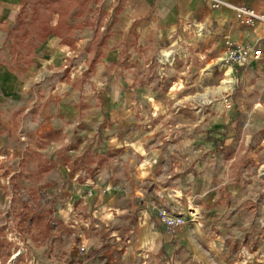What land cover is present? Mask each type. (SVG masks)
Returning a JSON list of instances; mask_svg holds the SVG:
<instances>
[{
	"label": "crops",
	"instance_id": "1",
	"mask_svg": "<svg viewBox=\"0 0 264 264\" xmlns=\"http://www.w3.org/2000/svg\"><path fill=\"white\" fill-rule=\"evenodd\" d=\"M225 1L264 13V0ZM116 5V19L101 44L100 32L87 19L82 23L77 9L68 18L69 34L60 27L64 19L55 14L50 21L38 0H0V154L10 158L9 178L33 192L46 188L58 202L55 215L61 221L69 220L73 210L83 212L79 222L87 217L92 229L101 231L90 244L100 257H125L133 244L143 251L181 246L185 225L169 229L158 217L169 199L183 204L177 208L185 216L188 208L199 211L222 240L252 233L254 213L245 208L251 201L264 202V181L255 176L264 148L252 144L261 112L257 107L264 105V32L257 25H241L229 6L212 8L209 0H120L112 8ZM50 28L56 32L49 34ZM163 34L201 45L195 49L201 57L222 52L227 36L256 44L263 58L248 67L242 95L227 113L208 120L201 137L212 135L210 141L195 145L196 138H187L191 130L181 131L188 140L179 149L191 162L162 181L166 148L160 133L138 122L145 123L151 111L159 121L169 115L150 105L153 98L165 102L160 93L168 82L160 81L154 61L147 62ZM70 48L77 63L72 77L55 95L41 97L52 73L60 71L47 59ZM22 57H32L24 69L16 67ZM12 196L11 189H0V202ZM119 235L130 236L131 244L119 241Z\"/></svg>",
	"mask_w": 264,
	"mask_h": 264
},
{
	"label": "rangeland",
	"instance_id": "2",
	"mask_svg": "<svg viewBox=\"0 0 264 264\" xmlns=\"http://www.w3.org/2000/svg\"><path fill=\"white\" fill-rule=\"evenodd\" d=\"M117 1L120 0H89L82 5L79 1L67 0L68 3L71 2V7L67 8L64 19L68 23L72 11L77 9L75 15L84 18L81 20L82 23L86 19L91 22L92 28L102 35L98 41L104 44L108 38L109 26L116 19L118 5L114 8L112 5ZM40 5L49 11L50 21L55 14H59L52 9H46L42 3ZM37 12L40 13V10ZM58 25L59 22L53 26L58 27ZM60 27L70 34L73 25L63 24ZM48 32L55 33L56 29L50 28ZM197 33L201 35L202 32L198 30ZM173 34L170 36L171 40L165 37L166 35H161L160 45L147 59L151 65L154 61L159 66L157 75L160 81L168 82L160 93L161 97L165 98V102L159 104L153 98L150 105L155 104L154 107L151 105L154 112L163 110L164 114L169 115L159 121V115L151 111L145 123L138 122L147 130L160 133L161 146L166 148L159 169L162 181L167 180L168 176L179 173L184 165L186 167L191 162V158L179 149L185 148V141L188 140H183L181 131L191 130L187 133V138H196L198 142H195V145H200L201 140L211 139L212 135L201 137L208 120L218 114L227 113L232 100L242 95L243 79L248 78L247 69L252 65L231 67L234 78L232 86L220 89L222 80L227 78L221 66L229 65L223 59V51L214 50L210 56L201 57L195 54V49H200L201 45L194 47L184 38L176 41ZM165 52L172 53L171 61L164 59ZM72 53L73 49L70 48L67 54L49 56L46 63L52 67L57 66L60 71L52 73L47 90H43L41 97L44 98L46 94L55 95L69 82L74 66L77 65L73 61ZM262 58L263 56L257 62ZM31 61L32 57L17 58L16 67L20 65L19 67L22 66L20 69H24L26 68L23 67L24 62L29 65ZM192 66L198 69L194 67L193 72H178L191 69ZM169 70H173L174 73L170 75ZM140 108L136 106L138 114L141 112ZM257 108L261 112L256 114V136L252 137V144L255 143L256 148H264V105H259ZM17 133L21 139L25 138L21 128H17ZM9 159L6 155L0 154V189L6 187L13 193L11 201L3 198L0 202V264H264V202L260 203L257 200V203L252 205L251 201L245 208L254 213V222L250 227L252 233H247L239 239L222 240L216 228L202 221L199 211L188 208L189 214L186 216L188 226L186 224L180 228L184 231V238L179 237L178 244L180 242L183 244L177 249L170 251L149 246L150 249L143 251L133 244L125 257L120 255L117 257L118 254L108 258L105 255L100 257L98 256L100 252L95 253L90 244L101 236V231L93 230L90 222L89 226L83 224L88 221L87 217L81 218L83 223L79 222L74 227L67 226L63 220L58 219L55 215L58 202L53 200L52 194L46 188L33 192L24 186L13 184L9 178L11 167ZM255 176L264 181V162L258 164ZM45 192L49 197L45 196ZM167 203L174 204L176 209H178L177 205L183 206L181 202L171 199L164 204ZM27 210L33 212L35 216L31 218ZM76 211L84 215L80 210L76 209ZM47 220L50 221L51 229L47 236H43L40 230L47 225L44 223ZM195 223L199 224L198 227ZM120 237V239L116 238L131 244L130 236ZM82 244L86 247L85 252L80 249ZM102 247L108 252V247L105 245ZM248 252H252V255Z\"/></svg>",
	"mask_w": 264,
	"mask_h": 264
},
{
	"label": "built area",
	"instance_id": "3",
	"mask_svg": "<svg viewBox=\"0 0 264 264\" xmlns=\"http://www.w3.org/2000/svg\"><path fill=\"white\" fill-rule=\"evenodd\" d=\"M211 2L212 8H219L222 6H229L234 14L235 19L241 25H250V26H259L260 29L264 32V13L258 12L255 8L245 4H229L225 0H209ZM223 53L224 60L231 67L233 66H242L246 67L252 64L254 61L259 60L263 56L262 48L258 47L256 44H253L250 41H234L229 37L224 36L223 39ZM168 60V59H166ZM46 197H49V194L44 193ZM72 217L69 220L63 221L67 226L74 227L79 223V214L76 210H73ZM158 217L160 222L169 229L180 227L188 223V218L185 214L175 208L174 204L167 203L158 209ZM89 226V222H84ZM120 239V237H118ZM81 251L85 252V245H81Z\"/></svg>",
	"mask_w": 264,
	"mask_h": 264
},
{
	"label": "trees",
	"instance_id": "4",
	"mask_svg": "<svg viewBox=\"0 0 264 264\" xmlns=\"http://www.w3.org/2000/svg\"><path fill=\"white\" fill-rule=\"evenodd\" d=\"M79 1L82 5L87 3L89 0H75V2ZM39 3H42L45 5L46 9H52L54 12H58L60 14V18L62 20L64 19V15L66 14V10L68 7H71V2L68 3L67 0H38ZM81 5V6H82ZM64 24L68 25L66 20L64 19ZM25 208V207H24ZM27 209V207H26ZM30 209V208H28ZM29 214H31V218L35 216V214L29 210H27ZM44 223H47V225L42 228L40 233H42L43 236H47L49 234V231L51 229L50 221L47 220Z\"/></svg>",
	"mask_w": 264,
	"mask_h": 264
},
{
	"label": "bare ground",
	"instance_id": "5",
	"mask_svg": "<svg viewBox=\"0 0 264 264\" xmlns=\"http://www.w3.org/2000/svg\"><path fill=\"white\" fill-rule=\"evenodd\" d=\"M163 56H164L165 60L168 59L169 61H171L173 58L171 52H165L163 54ZM221 67L224 68L225 75L227 76V78L222 80V85L220 86V89L232 86V82L234 81V78L232 77L233 70H232L231 66L223 64Z\"/></svg>",
	"mask_w": 264,
	"mask_h": 264
}]
</instances>
